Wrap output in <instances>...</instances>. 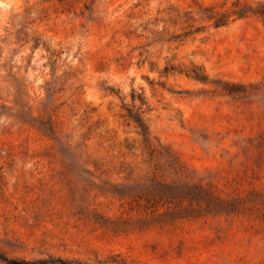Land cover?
<instances>
[{"label": "rangeland", "instance_id": "obj_1", "mask_svg": "<svg viewBox=\"0 0 264 264\" xmlns=\"http://www.w3.org/2000/svg\"><path fill=\"white\" fill-rule=\"evenodd\" d=\"M58 260L264 264V0H0V264Z\"/></svg>", "mask_w": 264, "mask_h": 264}, {"label": "trees", "instance_id": "obj_2", "mask_svg": "<svg viewBox=\"0 0 264 264\" xmlns=\"http://www.w3.org/2000/svg\"><path fill=\"white\" fill-rule=\"evenodd\" d=\"M225 24H226V22L223 21V20H219V21L216 22V26H223ZM57 262H58V264H70V263H68V262H66L64 260H58Z\"/></svg>", "mask_w": 264, "mask_h": 264}]
</instances>
